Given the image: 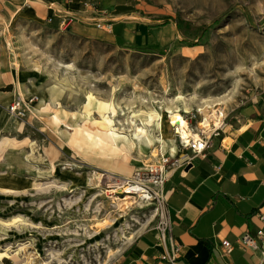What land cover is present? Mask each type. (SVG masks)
<instances>
[{"label":"rangeland","instance_id":"rangeland-1","mask_svg":"<svg viewBox=\"0 0 264 264\" xmlns=\"http://www.w3.org/2000/svg\"><path fill=\"white\" fill-rule=\"evenodd\" d=\"M33 1L42 17L7 20L0 12V74L20 84L17 93L3 88L13 98L0 108L19 99L29 107L0 131V252H36L45 264H114L139 234L155 230L158 216L140 199L122 209L108 187L127 175L111 166L147 169L161 150L116 143L99 130L127 133L128 118L140 121L132 113L162 105V132L175 137L169 106L222 102L233 110L260 98L264 0ZM24 178L44 183L28 188ZM8 182L21 190L5 191ZM16 214L24 221L2 223Z\"/></svg>","mask_w":264,"mask_h":264},{"label":"crops","instance_id":"crops-1","mask_svg":"<svg viewBox=\"0 0 264 264\" xmlns=\"http://www.w3.org/2000/svg\"><path fill=\"white\" fill-rule=\"evenodd\" d=\"M33 3L0 0L1 16L7 20L25 15L42 17V4L36 9ZM147 29L160 32L159 27L148 24ZM127 30L124 28L123 35ZM7 84L15 93L20 87L11 74H0V104L13 98L12 89H3ZM229 123L231 128H239L238 135L229 130L215 136V146L206 157L190 167H179L165 183L172 233L181 247L176 260L171 258L172 249L159 242L153 229L139 234L114 264L256 263L252 250L242 246L238 238L263 224L258 213H264V94L231 110ZM8 129L0 124V131ZM223 239L232 242L231 251H227Z\"/></svg>","mask_w":264,"mask_h":264},{"label":"built area","instance_id":"built-area-1","mask_svg":"<svg viewBox=\"0 0 264 264\" xmlns=\"http://www.w3.org/2000/svg\"><path fill=\"white\" fill-rule=\"evenodd\" d=\"M102 26V23H99ZM111 29V24L108 25ZM25 99L15 100L10 104L9 110L14 117H24L28 110ZM206 108V110H205ZM231 110L220 103L202 105L193 109H184L183 113L188 121V135L184 136L179 130L178 124L172 126L176 136V152L167 151L156 153L158 161L149 164L147 169L138 168L131 176L115 178L109 184L111 196L119 197L133 196L129 200H143L149 202L156 208L158 216L155 229L159 242L166 248L172 249V260H176L181 247L175 242L172 233V217L168 207L165 192V183L173 171L181 166L193 165L203 157H206L209 149L215 146L214 137L222 136L231 130L235 135L239 134V128H231L229 115ZM117 196V197H118ZM263 224L252 231L244 232L238 242L252 250L256 256L255 264H264V213H258ZM223 245L227 251H231L233 244L228 239H223Z\"/></svg>","mask_w":264,"mask_h":264},{"label":"bare ground","instance_id":"bare-ground-1","mask_svg":"<svg viewBox=\"0 0 264 264\" xmlns=\"http://www.w3.org/2000/svg\"><path fill=\"white\" fill-rule=\"evenodd\" d=\"M31 77H36L34 74ZM58 86V84H54L52 87L55 88ZM36 88V86H35ZM64 91V86H62V89L60 90V93ZM30 94V93H29ZM39 97L38 104L43 105L46 102V97L43 95V92H39L36 94ZM88 97H92L93 95L89 93L87 95ZM185 98L184 95L180 94L177 96V99ZM222 102H220L221 104ZM10 107V105H9ZM7 108H1L0 109V124L3 127V129H8L10 127V124L12 122V113ZM163 106L160 105L158 109L155 111L148 112L146 114H140V112H134L129 117L136 116V119H140L139 122L135 121L134 119H129L124 122L125 124L128 123L127 133L120 132L118 130V127H108L103 128V130H99L98 136L101 137L102 133L105 132L107 136H109L111 139H113V142L119 143L124 142L129 144L130 146H137L138 144L140 147L147 148L152 147L157 144L160 145V149L163 153H166L167 151H170L171 153L176 152V136L166 137L163 132V113L161 111V108ZM206 110V108H205ZM168 113V122L170 123V126L172 128L173 125L178 124L179 130L183 133L184 136L188 135V121L186 119V116L183 113V110L181 108L175 107L171 108L170 106L166 109ZM154 112H156L157 116H154ZM113 115H115V110L112 109ZM125 113V112H124ZM68 128H71L72 126L66 124ZM111 142V141H110ZM156 155V154H153ZM115 171L124 173L127 176L132 175V168L120 165L119 162H115L111 166ZM13 178H17L13 177ZM25 182L28 185V188H42V181L34 180L30 178H24ZM78 184H74L73 188L70 187V190H74L77 187ZM46 187L43 184V188ZM2 188L5 191L8 192H15L21 190V188L16 185L13 182H8L6 185H3ZM94 189L93 187L90 188V190ZM133 196H127V197H117L116 200L119 203V205L123 208L125 206H128V204L135 202V200H129L132 199ZM24 221V218L21 215H10L9 218L6 220H2V223L4 225H14L18 222ZM107 223H112V220H108ZM99 235V234H98ZM25 246V245H24ZM23 246V248H24ZM22 248V247H21ZM9 247L6 248V251L0 252V257L3 256H11L15 258V264H45L43 260L40 258L39 254L35 253H29L26 258H18L17 251L12 252ZM12 252V253H10ZM104 264V263H103Z\"/></svg>","mask_w":264,"mask_h":264},{"label":"water","instance_id":"water-1","mask_svg":"<svg viewBox=\"0 0 264 264\" xmlns=\"http://www.w3.org/2000/svg\"><path fill=\"white\" fill-rule=\"evenodd\" d=\"M190 166H191V164L187 165V167H190Z\"/></svg>","mask_w":264,"mask_h":264},{"label":"trees","instance_id":"trees-1","mask_svg":"<svg viewBox=\"0 0 264 264\" xmlns=\"http://www.w3.org/2000/svg\"><path fill=\"white\" fill-rule=\"evenodd\" d=\"M116 34L119 35L120 33L117 32Z\"/></svg>","mask_w":264,"mask_h":264}]
</instances>
